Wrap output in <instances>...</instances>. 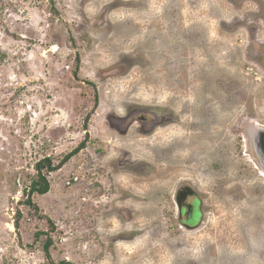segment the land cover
Wrapping results in <instances>:
<instances>
[{"label":"rangeland","instance_id":"rangeland-1","mask_svg":"<svg viewBox=\"0 0 264 264\" xmlns=\"http://www.w3.org/2000/svg\"><path fill=\"white\" fill-rule=\"evenodd\" d=\"M255 126L264 0H0V264H264Z\"/></svg>","mask_w":264,"mask_h":264},{"label":"flooded vegetation","instance_id":"flooded-vegetation-1","mask_svg":"<svg viewBox=\"0 0 264 264\" xmlns=\"http://www.w3.org/2000/svg\"><path fill=\"white\" fill-rule=\"evenodd\" d=\"M137 106L139 107L133 108L132 111L127 112L124 118L116 119L115 117H107L105 122L107 123L108 130L118 134L117 132H119L123 122L127 123L133 118L134 114L137 113L138 114L133 118L130 125L134 124L140 128L139 130L141 133L149 132L154 127L155 123H149L151 120L158 124L166 125L176 122L175 118H173V114L168 113V111L153 113L152 115H154V117L148 119L145 115H149L150 113L148 111L151 109L143 108L140 104ZM90 134L91 132L88 131L87 128L83 131L85 138H88ZM200 196L199 192L193 189L188 183H182L177 187L173 198H175V219L178 225V230L192 231L201 228L204 222V214L202 207L203 199Z\"/></svg>","mask_w":264,"mask_h":264},{"label":"water","instance_id":"water-1","mask_svg":"<svg viewBox=\"0 0 264 264\" xmlns=\"http://www.w3.org/2000/svg\"><path fill=\"white\" fill-rule=\"evenodd\" d=\"M250 138L254 142L255 153L260 162L261 171L264 174V128L253 127Z\"/></svg>","mask_w":264,"mask_h":264},{"label":"trees","instance_id":"trees-1","mask_svg":"<svg viewBox=\"0 0 264 264\" xmlns=\"http://www.w3.org/2000/svg\"><path fill=\"white\" fill-rule=\"evenodd\" d=\"M33 188H34V190H36V185H34V187H33ZM45 191H46V189H45Z\"/></svg>","mask_w":264,"mask_h":264}]
</instances>
